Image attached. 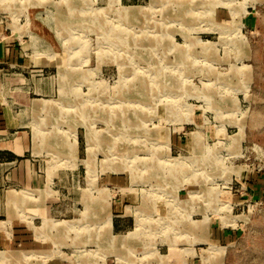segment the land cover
<instances>
[{"label": "rangeland", "instance_id": "1", "mask_svg": "<svg viewBox=\"0 0 264 264\" xmlns=\"http://www.w3.org/2000/svg\"><path fill=\"white\" fill-rule=\"evenodd\" d=\"M163 1L0 0V39L27 37L31 59L54 67L28 75L58 86L57 100L35 101L46 115L34 122L50 127L56 109L59 126L34 128V152L64 139L43 149L47 188L13 191L18 205L51 197L42 220L18 218L37 236L50 221L59 230L40 239H63L42 242L31 264H264V0ZM17 73L0 66L4 101ZM107 172L126 176L127 193L97 188ZM123 192L136 201L115 234L110 200Z\"/></svg>", "mask_w": 264, "mask_h": 264}, {"label": "crops", "instance_id": "2", "mask_svg": "<svg viewBox=\"0 0 264 264\" xmlns=\"http://www.w3.org/2000/svg\"><path fill=\"white\" fill-rule=\"evenodd\" d=\"M33 24L34 31L50 42L53 41L52 33L48 26L36 21ZM28 44L29 40L27 37L19 40L15 36H4L0 39V66L2 68L9 67L19 72L15 75L17 80L13 81L9 87V93L11 94L9 98L5 97L6 100L4 101L0 96V200L4 199V205H0V212L3 213L0 214V217H3V219H0V259L8 261L0 264H31L34 251L40 250L42 242H59L63 240L59 238L52 239L53 237L40 239L50 233L51 230H59V227L50 223V221H43V226L37 228V236L34 226H29L27 222L18 218V212L23 208L26 213L34 217L33 220H42L41 218L46 217V214L53 209L51 197H45L42 205L38 206L30 205L28 201L18 205L21 199L19 200L18 194L13 192L45 190L47 188V174L50 171L44 170L42 172V163L45 162L43 158L47 155L43 149L47 146L59 147L60 143H64L63 138L61 140L56 138L55 143L54 140H49L47 146L39 141L37 144L38 153L34 152V128L38 129L39 127L34 122V117L45 114L36 108L35 101L57 100L58 86L55 85L52 77H42V75L37 74L35 75L36 77L42 78H37L34 81L32 78L34 75H28L29 72L39 73L42 72V69L54 68L40 63L36 64L28 53L30 52ZM48 113L51 117L49 118L51 126L48 128L40 126L39 128L42 132H57L59 120H56L55 117L58 119L59 113L56 109H50ZM22 115L25 116L24 121L22 120ZM178 140L180 141V139ZM52 173L54 177L57 176V172L53 171ZM126 179V176H116L107 172L98 175L96 186L97 188H107V190L117 186L123 191L124 189H129L127 187L129 183ZM250 183L254 184L255 181ZM125 193L117 194L110 200L112 232L113 230L118 232L115 234H125L130 228V220L124 215L125 208L127 203H133L136 199ZM8 220L9 235H6L2 230V223ZM211 230V238L217 243L229 241L233 235L232 231H227L221 227H211ZM117 244L123 245L125 242L120 239ZM129 244L127 249L133 250L135 248L134 245L132 243ZM119 248V246L115 249L112 247L114 249L112 251L120 254L121 250ZM121 248L122 250L124 249L122 246ZM20 250L24 251L18 252ZM43 252L45 250L37 251V254Z\"/></svg>", "mask_w": 264, "mask_h": 264}, {"label": "bare ground", "instance_id": "3", "mask_svg": "<svg viewBox=\"0 0 264 264\" xmlns=\"http://www.w3.org/2000/svg\"><path fill=\"white\" fill-rule=\"evenodd\" d=\"M163 2L164 3H162V5L164 7H169V8L174 7L182 10L185 7V5H191L192 3H195V0H164ZM182 163H183L182 161L181 162L176 160L172 161L173 166L176 165L177 167H180V165L182 167L183 166Z\"/></svg>", "mask_w": 264, "mask_h": 264}]
</instances>
